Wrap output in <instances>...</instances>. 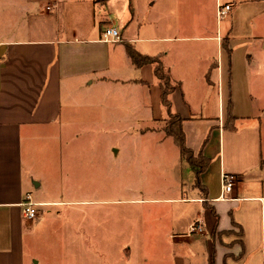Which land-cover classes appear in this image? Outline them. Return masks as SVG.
I'll use <instances>...</instances> for the list:
<instances>
[{
	"label": "crops",
	"instance_id": "obj_1",
	"mask_svg": "<svg viewBox=\"0 0 264 264\" xmlns=\"http://www.w3.org/2000/svg\"><path fill=\"white\" fill-rule=\"evenodd\" d=\"M226 4L229 16L219 19ZM263 7L264 0H0V264H26L25 238L52 212L40 208L93 201L34 200L43 185L27 169L34 142L47 143L62 170L70 137L103 116L126 119L132 129L124 132L166 134L154 66H136L128 46L169 71L177 86L171 113L183 119L187 147L208 160L198 178L167 134L178 153L160 140L157 156L146 158L179 190L134 200L168 205L160 209L165 253L154 264H264V37L254 31ZM108 27L121 42L103 41ZM225 174L236 177L229 193ZM27 195L39 205L37 220L23 214ZM197 220L203 234L190 235Z\"/></svg>",
	"mask_w": 264,
	"mask_h": 264
},
{
	"label": "rangeland",
	"instance_id": "obj_2",
	"mask_svg": "<svg viewBox=\"0 0 264 264\" xmlns=\"http://www.w3.org/2000/svg\"><path fill=\"white\" fill-rule=\"evenodd\" d=\"M258 16L254 31L264 37V7ZM239 78H243V70L237 64L236 81ZM260 80L264 96V72ZM104 111L103 115L107 114ZM99 121L94 129L87 126L77 140L70 137L62 153V170L56 155L45 152L47 143L34 142V158L27 169L43 184L34 190V200L60 199L64 194L65 199L93 201L77 207L40 208V214L52 212L37 235L26 236V264H154L164 255L159 241L164 240L167 227L160 209L168 205L134 200L179 192L174 181L176 189L169 181L163 182L164 174L146 162L148 155L157 156L155 145L160 140L170 143L177 153L179 150L166 134L124 132L132 129L123 123L126 119L103 116ZM160 125L166 126V121ZM172 147L164 149L167 156ZM71 157L77 158L66 165ZM30 184L34 186L32 179ZM63 209L77 212L62 218Z\"/></svg>",
	"mask_w": 264,
	"mask_h": 264
},
{
	"label": "trees",
	"instance_id": "obj_3",
	"mask_svg": "<svg viewBox=\"0 0 264 264\" xmlns=\"http://www.w3.org/2000/svg\"><path fill=\"white\" fill-rule=\"evenodd\" d=\"M127 51L133 63L138 66L153 65L155 76L158 79L159 85L162 90V104L169 113V118L166 120L164 128L165 133L172 137L178 145L181 156L193 167L197 177L199 178L202 172L208 166V160L201 154L194 155V152L189 149L185 142V134L182 128L183 119L178 115L171 113V95L176 90V83L173 82L168 70L162 65L160 60L156 57L143 56L137 53L132 47L128 46Z\"/></svg>",
	"mask_w": 264,
	"mask_h": 264
},
{
	"label": "built area",
	"instance_id": "obj_4",
	"mask_svg": "<svg viewBox=\"0 0 264 264\" xmlns=\"http://www.w3.org/2000/svg\"><path fill=\"white\" fill-rule=\"evenodd\" d=\"M53 7H48V11H52ZM231 11V6L226 5H219L217 15L219 19H224L229 16ZM103 41L105 42H121L122 38L120 32L114 27H108L105 29L103 33ZM236 177L233 175H223L222 177V185L225 193H229L232 191V188L235 184ZM39 205L33 202L31 195H27V197L22 202L23 214L26 219L30 221L37 220L39 217V211L37 209ZM203 222L201 220H197L195 223L192 224L190 227V235H201L203 234Z\"/></svg>",
	"mask_w": 264,
	"mask_h": 264
}]
</instances>
